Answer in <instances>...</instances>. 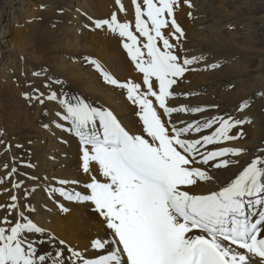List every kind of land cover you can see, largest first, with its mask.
Returning <instances> with one entry per match:
<instances>
[{"label": "snow or ice", "instance_id": "6c2138e0", "mask_svg": "<svg viewBox=\"0 0 264 264\" xmlns=\"http://www.w3.org/2000/svg\"><path fill=\"white\" fill-rule=\"evenodd\" d=\"M116 2L124 11L121 0ZM184 2L193 7L191 0ZM132 3L135 32L130 22H121L115 13L110 19L93 23L97 29L106 26L122 39L135 68L143 74L144 90L141 83L116 79L97 60L90 62L106 83L126 90L127 99L138 106L140 132L126 128L113 110L95 106L78 95L63 91L58 95L53 90L45 96L38 88L33 90L34 95L24 94L26 99L40 104L45 99L58 102L62 111L54 113L61 121L56 127L63 128L62 122H69L67 131L78 137L82 147L83 172L90 173L95 163L103 177L100 180L92 175L82 191L68 190V185L80 183L68 179H59V187L50 185L48 189L54 196L94 206L109 230L91 242L90 248L99 253L98 257L86 255L89 249L68 246L65 240L40 226L26 215L34 213L35 208L28 204L21 209L14 194L10 204L0 205V209H7L0 220V264H264V148L225 181L211 173L239 165L240 161L231 157H239L246 150L229 146L207 148L241 138L242 129L230 133L250 123V119L221 115L191 123L180 121L183 126H178L172 119L174 113L205 111L202 107L168 104L169 98L177 95L173 86L187 71L194 70L189 66L204 57L182 56L177 51H183L185 36L174 16L179 0ZM169 25L174 30L166 35L164 30ZM150 97L157 102L155 105ZM249 106V100L242 101L237 111L243 112ZM205 129L213 131L199 138L191 136ZM3 135L0 129V136ZM10 148L6 145V150ZM17 172L13 165L8 176ZM4 182L0 178V183ZM199 182H213L215 190L195 191ZM22 183L13 181L12 188L20 189ZM34 191L35 187L25 189V196ZM60 207L68 211L63 205ZM14 211L13 221L9 217ZM45 244L50 247H41Z\"/></svg>", "mask_w": 264, "mask_h": 264}, {"label": "bare ground", "instance_id": "6f19581e", "mask_svg": "<svg viewBox=\"0 0 264 264\" xmlns=\"http://www.w3.org/2000/svg\"><path fill=\"white\" fill-rule=\"evenodd\" d=\"M37 1L40 7L35 11L31 6L37 5ZM121 3L124 11H120L116 0H0V12L4 13L0 15V129L4 131L0 136L4 141L0 143V178L5 180L0 183V205L10 204V197L17 195L21 209L28 204L35 208L34 213L26 212V215L65 240L68 246L89 249L86 255L91 258L99 255L91 250V242L109 231L104 220L90 202L68 201L54 196L48 189L50 185L59 187V179H68L80 181L68 185V190L82 191L92 175L100 180L103 177L95 163L90 173L83 172L78 137L67 131L70 126L67 121L62 122L63 128L56 127L61 121L54 113L62 111L58 102L45 99L40 104L26 99L24 94L34 95L33 90L38 88L45 96L53 90L58 95L61 91L78 95L95 106L113 110L126 128L140 132L138 106L127 99L126 90L106 83L90 62L97 60L116 79L141 83L144 90L143 74L135 68L122 39L106 26L97 29L93 23V20L110 19L115 13L121 22H130L135 32V6L132 0ZM191 4L193 7L179 0L175 9V19L185 33L183 51H177L182 56L204 59L189 66L194 70L187 71L173 86L177 95L170 97L168 104L205 109L200 113H174L172 119L178 126H183L180 121L191 123L221 115L250 119V123L230 133L242 129L241 138L207 146L246 150L239 157H231L239 160V165L211 173L225 181L238 174L264 148V95H261L264 93V0H191ZM19 23L25 24L23 29H17ZM173 30L169 25L164 31L167 35ZM212 64L218 67H209ZM54 80L63 83H51ZM45 84L51 87L46 88ZM150 99L154 105L157 103ZM245 100L250 101V106L238 112V106ZM45 124L50 126L46 128ZM211 131L205 129L191 136L199 138ZM6 145H11L10 150H6ZM29 164L33 167H28ZM13 165L18 172L9 177ZM13 181H22V187L13 189ZM33 187L35 191L26 197L25 189ZM194 190H215V184L199 182ZM60 205L68 211H63ZM6 214V208L0 209V220ZM9 218L15 220V211ZM41 247L47 249L50 245Z\"/></svg>", "mask_w": 264, "mask_h": 264}, {"label": "rangeland", "instance_id": "374dc122", "mask_svg": "<svg viewBox=\"0 0 264 264\" xmlns=\"http://www.w3.org/2000/svg\"><path fill=\"white\" fill-rule=\"evenodd\" d=\"M40 7V4H39V2L37 1V5H35V6H31V8L33 9V10H38V8ZM0 11H1V7H0ZM8 13H10L9 11H8ZM0 15H3L4 16V13L3 14H1V12H0ZM5 16H6V14H5ZM24 25L25 24H23V23H19V25L17 26V29H23L24 28ZM14 33H16V31L14 32ZM2 34V29H0V35Z\"/></svg>", "mask_w": 264, "mask_h": 264}]
</instances>
